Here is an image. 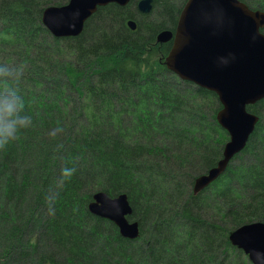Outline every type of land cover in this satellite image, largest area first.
Returning a JSON list of instances; mask_svg holds the SVG:
<instances>
[{
	"label": "trees",
	"instance_id": "obj_1",
	"mask_svg": "<svg viewBox=\"0 0 264 264\" xmlns=\"http://www.w3.org/2000/svg\"><path fill=\"white\" fill-rule=\"evenodd\" d=\"M186 2L153 0L149 15L111 4L56 39L43 14L69 0H0V66L21 72L0 90L15 87L32 118L0 149V264H251L229 238L264 223V100L248 107L260 120L245 150L194 195L229 137L217 95L169 72L156 41ZM100 192L127 195L138 239L89 212Z\"/></svg>",
	"mask_w": 264,
	"mask_h": 264
},
{
	"label": "water",
	"instance_id": "obj_2",
	"mask_svg": "<svg viewBox=\"0 0 264 264\" xmlns=\"http://www.w3.org/2000/svg\"><path fill=\"white\" fill-rule=\"evenodd\" d=\"M134 0H69L63 7L50 6L43 14V26L58 39L79 37L85 23L99 8L115 4L126 7ZM138 11L149 15L153 0H140ZM136 31L137 23L128 22ZM264 11L252 10L240 0H188L174 32L165 30L158 43L172 42L165 60L167 70L181 81L189 82L217 95L222 109L217 114L219 126L229 141L216 166L196 178L198 195L227 170L241 154L259 117L248 107L264 100ZM89 212L113 223L127 240L138 239V222H131L132 208L127 195L115 198L97 193ZM232 246L242 251L251 264H264V223L254 222L233 231Z\"/></svg>",
	"mask_w": 264,
	"mask_h": 264
},
{
	"label": "clouds",
	"instance_id": "obj_3",
	"mask_svg": "<svg viewBox=\"0 0 264 264\" xmlns=\"http://www.w3.org/2000/svg\"><path fill=\"white\" fill-rule=\"evenodd\" d=\"M19 68L0 66V80L9 81L19 78ZM25 101L15 87L6 86L0 90V149L15 140L22 129L31 126L32 118L24 113ZM61 129L57 127L50 135H56ZM74 169L64 168L61 176L71 178Z\"/></svg>",
	"mask_w": 264,
	"mask_h": 264
},
{
	"label": "flooded vegetation",
	"instance_id": "obj_4",
	"mask_svg": "<svg viewBox=\"0 0 264 264\" xmlns=\"http://www.w3.org/2000/svg\"><path fill=\"white\" fill-rule=\"evenodd\" d=\"M139 1H140V0H137L138 3H139ZM187 1H188V0H187ZM138 3H137V5H138ZM185 4H186V3H185ZM114 5H115V4H114ZM117 6H118V5H117ZM127 6H128V5H127ZM184 6H185V5H184ZM183 8H184V7H183ZM137 10H138V8H137ZM97 11H98V10H97ZM138 12H139V11H138ZM96 13H97V12H96ZM139 13H140V12H139ZM140 14H141V13H140ZM141 15H143V14H141ZM92 17H93V16H92ZM92 17H91V18H92ZM91 18H90V19H91ZM90 19H89V20H90ZM130 21H131V20H130ZM86 23H87V22H86ZM86 23H85V24H86ZM177 24H178V23H177ZM127 26H128V25H127ZM176 27H177V26H176ZM84 28H85V26H84ZM128 28L130 29V27H128ZM83 31H84V29H83ZM164 31H165V30H164ZM170 31H171V30H170ZM161 32H163V31H161ZM161 32H159V33L157 34V37H158V35H159ZM172 32H174V31H172ZM82 33H83V32H82ZM157 37H156V39H157ZM72 38H77V37H72ZM160 44H162V45H169V44H170V48H169V51H168V54H169V52H170V50H171V48H172V42H168V43H160ZM168 54H167V55H168Z\"/></svg>",
	"mask_w": 264,
	"mask_h": 264
}]
</instances>
